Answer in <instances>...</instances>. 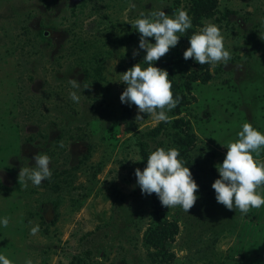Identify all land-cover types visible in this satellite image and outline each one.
Returning <instances> with one entry per match:
<instances>
[{
	"label": "rangeland",
	"instance_id": "1",
	"mask_svg": "<svg viewBox=\"0 0 264 264\" xmlns=\"http://www.w3.org/2000/svg\"><path fill=\"white\" fill-rule=\"evenodd\" d=\"M181 7L193 27L154 62L180 101L168 122L137 120L119 100L122 72L145 63L132 21ZM206 22L221 29L226 66L183 59ZM244 122L264 133V0H0V253L13 264H264V205L241 214L211 188ZM173 146L199 185L188 212L135 182L150 151ZM42 153L51 178L23 187L20 168Z\"/></svg>",
	"mask_w": 264,
	"mask_h": 264
},
{
	"label": "clouds",
	"instance_id": "2",
	"mask_svg": "<svg viewBox=\"0 0 264 264\" xmlns=\"http://www.w3.org/2000/svg\"><path fill=\"white\" fill-rule=\"evenodd\" d=\"M135 7V4H131ZM138 33V48L133 49V56L140 50L144 51V64L135 63L122 72L120 81L126 87L119 95L122 104L137 107V120H143L142 113L152 116L155 122H168L169 112L180 101L179 96L173 95L172 81L167 69L157 66L158 61L171 47L180 41L181 34L193 27L192 18L186 8H178L173 15H168L163 8L150 11L147 15L141 12L131 25ZM148 38H153L150 41ZM154 41V42H153ZM183 59L192 58L200 65L215 66L223 63L225 66L231 60V51L225 47L224 36L220 27L212 22L204 23L197 31L188 37V47L182 53ZM72 91L69 96L79 104L82 91L81 83L75 77L68 78ZM85 84L83 89L89 87ZM237 138L229 141L222 162L218 164V177L211 184L217 203L227 209H238L246 214L250 208H260L264 205V195L257 188L264 185V162L254 158L253 153L259 154L264 150V133L250 122H244L236 133ZM63 147V145H61ZM131 159V158H130ZM35 165L21 167L18 180L23 187L28 181L40 185L42 181L51 178V157L46 154L34 156ZM133 160V159H131ZM144 160L137 157L133 161ZM145 166L134 169L136 185L142 195L156 194L162 206L167 208L180 206L185 212L193 207L198 199L199 185L192 172L180 156L177 147H155L145 160ZM2 181V177H0ZM9 218L0 216V227H7ZM39 225L30 231L34 234ZM0 264H13L6 255L0 253ZM24 264H34L26 257Z\"/></svg>",
	"mask_w": 264,
	"mask_h": 264
}]
</instances>
